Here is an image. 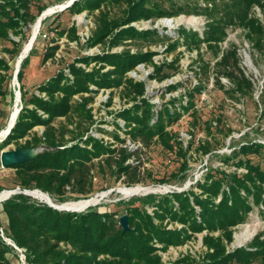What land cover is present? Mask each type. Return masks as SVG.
Listing matches in <instances>:
<instances>
[{
    "label": "trees",
    "instance_id": "16d2710c",
    "mask_svg": "<svg viewBox=\"0 0 264 264\" xmlns=\"http://www.w3.org/2000/svg\"><path fill=\"white\" fill-rule=\"evenodd\" d=\"M192 1H203L206 6L200 9L197 5L192 10L181 7L170 12L161 6L159 0H79L67 9L77 15L98 12L96 29L88 41L91 47L101 44L115 47L130 40L157 42L163 38L157 29L140 31L132 24L172 18L180 14L206 15L209 22L203 37L198 31L180 28L177 38L164 37L173 42L168 45L167 50L174 52L184 46L188 51L200 53L205 44L208 49L216 51L218 58L213 68L209 63H204L200 72L196 71L199 84L187 92V104H184L185 98H175L158 112L155 111V105L145 97L146 83L127 77L129 71L144 63L152 64L155 68L151 79L164 81L171 77L162 72L165 66L172 67L175 62L157 65L153 60L155 52L139 51L133 54L124 51L79 58L68 66L74 77L73 83H70L64 70L39 87V91L45 93L47 99L34 95L27 100V92L23 90L22 99L25 106L11 134L1 144V150L13 141L25 139L36 127L43 126V137L34 136L33 140H27L21 149L37 148L45 138L44 143L54 151L45 150L27 163L10 167L17 169L22 190L39 189L51 197L59 195L61 199L70 192L81 196L76 198V201L87 200L94 196L95 167L98 166L104 171L106 164L112 169L114 163L116 170L112 172L118 179L125 177L126 187H134L144 179L141 171L143 164L139 160L142 148H151L155 143H161L170 152L178 149L177 155L185 161L180 168V174L174 178L184 180L187 177V155L193 142H190V147L186 149L178 133L168 129L181 120L183 112L195 107L196 97L205 90L210 72H214L215 84L223 91L225 86L222 84V78H227L233 83L234 88L225 91L231 98L253 94L254 85L241 69L236 48L222 51L221 43L227 40L229 29L246 30L247 40L264 56V26L260 19L253 15L256 6L264 12V0ZM31 3V0H0V39L13 44L12 49H5V53L10 56H20L22 51L20 42L13 40L11 35L24 36V29L37 22L38 17L31 12ZM115 6L122 8L121 18H111L110 9ZM43 11L45 9L40 13ZM46 21L47 19L43 21V26ZM68 34L71 35L72 41L81 39L76 26H72ZM59 48L57 44L48 48L44 56L45 61L53 59ZM95 62L97 65L106 63L113 69L104 71L105 67H100L86 71L78 67L79 63L90 66ZM26 63L27 59L18 75L20 84ZM11 69L9 63L0 58V71L8 73ZM5 81L6 76H1L2 96H6L3 92ZM92 86L97 90H93ZM180 86L182 84L170 86V91H177ZM22 88L24 89L23 85ZM103 89H118L124 99L133 103L132 107L119 112L116 118L125 122L124 133L131 141L141 145L137 149L114 148L113 145L91 135L86 140L84 135L77 138L76 129H59L53 125L54 121L63 117L69 119L72 124L78 119L76 128L82 130V133H88L90 128H85L84 124L91 126L95 122L92 109L88 106ZM87 94L89 96H86ZM77 95L81 96V101L73 102ZM111 95L108 105L113 101V92ZM178 102L181 103L180 108ZM29 104L35 109H30ZM117 125L121 129L119 124ZM68 132L73 134L74 140L84 142L86 147L78 142L59 149L67 144ZM114 138L120 143H126V139L120 134H115ZM199 150L204 155L214 154L210 142L207 141L201 142ZM262 153L264 144L251 142L241 145L238 150L234 149L231 154H216L225 165H229L239 156H244L245 158L240 157L235 167L237 170L244 168L246 172L241 174L238 171L228 172L220 167H210L204 180L197 182L196 187L201 190L200 194L191 190L133 198L128 202L119 201L116 206L124 208V214L122 213L120 218L125 215L129 217L130 229L127 231L121 227L118 214L108 210L101 211L102 205L90 207L84 213L60 212L19 194L3 203V211L7 213L9 220L7 231L4 229L5 235L12 239L18 248L26 249L29 264H165L159 254L160 250L166 252L170 247L186 245L196 234L205 232L203 246L206 252L199 261L184 257L174 264H264V235L261 233L247 246L234 251L228 250V245L234 241V229L247 223L255 208H264V167L262 164H255L250 158L262 156ZM104 156H107L104 162L96 165L95 160ZM138 160L139 163L135 164L134 161ZM170 182V179H162L158 184L169 185ZM4 190L6 188L0 185V192ZM147 207L154 209L153 214ZM261 212L264 214V209ZM171 223H178L183 227L170 229ZM1 227L0 224V229ZM157 244L161 248L157 247ZM10 254L16 252L4 242L0 231V264H11Z\"/></svg>",
    "mask_w": 264,
    "mask_h": 264
},
{
    "label": "rangeland",
    "instance_id": "374dc122",
    "mask_svg": "<svg viewBox=\"0 0 264 264\" xmlns=\"http://www.w3.org/2000/svg\"><path fill=\"white\" fill-rule=\"evenodd\" d=\"M31 1V12L38 17L37 22L41 15L44 12H47V10L56 8V10L59 11L67 2H70V0ZM159 3L165 10L170 12L181 7L185 10H192L197 5L200 9H203L206 6L203 1L196 2L192 0H159ZM42 9H45V11L41 14L40 11ZM97 15L98 12L89 15L84 12L77 15L73 14L70 10L49 14L46 18L47 21L45 26H43L42 22V26L31 52L25 56L26 58L23 60L24 62L27 59V63L22 70V84H20L18 80V86H15L16 66L25 46L33 37L34 27L37 22L29 24V26L24 29V36L15 37L14 35H11L13 40L20 42L22 45L20 56H10L5 53V49H12L13 44L7 40L0 39V58L5 59L12 68L8 73L0 71V79L1 76H6V81L3 84V92L6 96L0 95V132L7 127L10 116L14 110L16 87L21 93L20 106L22 111L25 106L22 99L23 90L27 92V100H30L34 95L43 96L47 99V95L45 93L42 94L39 91V87L55 77L60 71L64 70L70 79V83H73L74 77L69 72L68 66L79 58L101 55L104 53H121L124 51H130L133 54H137L139 51H142L155 52L156 55L153 60L157 65L175 62L172 67H164L162 74L171 76L164 81L151 79L155 69L152 64H140L127 73L129 79H133L136 82L146 83L147 93L145 97L155 105L156 112L162 110L165 105H169L175 98H185L184 104H187V92L193 90V88L199 84V80L195 74L196 71H199L204 63H209L211 68H213L217 61L218 55L216 51L208 49L205 44L200 53L197 51H188L184 46H180L174 52H169L167 50L168 45L173 42L164 38L165 36L173 39L177 38V31L183 27L188 30L198 31L203 37L209 22L206 15L180 14L172 18H162L154 21H139L132 24V26L140 31L157 29L163 37L157 42L144 40L132 42L130 40L126 41L124 45H116L115 47H110L108 44L91 47L88 45V41L93 36L96 29ZM253 15L259 18L264 26L263 10L256 6L254 7ZM110 16L114 19L121 18L123 16L122 8L118 6L111 7ZM169 20L173 21V26L166 25L165 22ZM72 26H76L78 29V34L81 36L79 41H72L71 35L68 34ZM246 33V30L241 28L229 29L228 38L221 43V48L222 51L229 50L233 47L236 48L240 58L241 69L254 85L253 94L246 96L239 95L238 98H231L225 91L228 92L234 88L233 83L227 78H222V84L225 86V91H223L215 84L213 78L214 72H210L209 81L207 80L206 82L205 80L207 83L205 90L202 94L196 97L195 107L187 112H183L181 120L168 129L174 133H178V137L180 141L184 143L186 149L190 147V142H193V145H191L192 148L188 150L187 155L189 163L187 177L184 180L174 178L175 175L180 174V168L185 161V159L177 155L178 149L175 148L173 152H170V150L165 149L161 143H155L151 148H142L139 160L143 164L141 171L144 179L141 184L132 187L136 188L137 186H142L145 189H151L150 192L139 196L127 197L119 192L120 189L128 187L124 185L125 177L118 179V177L112 172L113 170H116L115 163L113 164L112 169L106 164L103 168L104 171H101L100 168L96 166L93 171L95 175L94 196L90 197V199L97 198L99 203L90 207L102 205L103 207H101V211L106 212L108 210L114 212L118 214L120 218L121 214H124V208L116 206L119 201L128 202L133 198H142L149 195L161 196L175 192H188L191 190L200 194L201 190L196 187L197 182L204 180L205 174L210 167H220L228 172L238 171L241 174L246 172L244 168L237 170L235 167V164L240 157L245 158L244 156H239L238 159H233L229 165H225L217 156H215L216 154H231L234 149L238 150L241 145L246 143L261 142L264 144V56L259 54L253 47V44L247 40ZM44 34H47L48 37L44 38ZM56 44L60 46L56 56L49 61H45L44 56L47 49ZM219 56H221V53ZM23 62L21 63V67ZM78 67L86 71H93L95 68L97 69L100 67H105L104 71L113 69V67L106 63L97 65L96 62L92 63L90 66L79 63ZM176 84H182V86H180L177 91L171 92L170 86ZM22 85L24 89L22 88ZM92 89L97 90L95 86H92ZM111 92H113V101L108 105L109 98L112 96ZM120 92L121 91H118V89H103L96 94L95 101L88 106L92 109L95 122L91 126H89L88 123L84 124L85 128H90L88 133L87 131L82 133V130L76 128V123L79 122L78 119H75V124H72L69 119L67 120L63 117L54 121L53 125L59 129H62L63 127H67L69 130L76 129L75 136L77 138L84 135V140H86L91 135L113 145L114 148L128 147L133 150L137 149L141 145H136L131 141L129 136L124 133V130H126L125 122L116 118L119 112L133 106V103L124 99ZM86 96H89V94ZM76 101H81L80 95H77L73 102ZM177 104L178 108H180L179 106L181 103L178 102ZM29 108L35 109L31 104H29ZM117 124H119L121 129H119ZM44 131L45 127L38 126L33 130L32 134L25 139L19 140L18 142L13 141L6 148L1 150V144L8 138L7 137L3 142H0V160L2 151H11L21 148V146L26 144L27 140H33L34 136L43 137ZM115 134H120L123 139H126V143L116 141L114 138ZM74 139L73 134L68 132L66 135L67 144L59 147V149H64V147L72 146L74 143L78 142L81 146L86 147L84 142ZM44 140L43 143H40L38 148L42 151H54V149L47 147ZM203 141L210 142L211 150H213L214 154L204 155L199 150V146ZM64 142L65 140L62 141V145ZM18 144L20 146H18ZM88 148L91 149L92 147L88 146ZM106 158L107 156L96 159V165L100 162L103 163ZM250 158L255 164H262L264 167V153H262V156H252ZM139 160L134 161L135 164L136 162L139 163ZM18 178L19 175L17 169L2 168V166H0V185L6 188V190L2 192L14 191L17 189H21L23 192L27 191L22 190L21 186H19L20 181ZM162 179H170L171 182L169 185L158 184L159 180ZM103 189L104 191H102ZM19 194L23 193L11 195L8 199L0 201V224L2 225L0 231L4 242L16 252V254L9 255L11 264H23L22 255L25 256L26 264H29L27 261L26 249L18 248L12 239L6 237L4 231V229L7 231L9 220L7 213L3 211V203ZM45 194L49 195L48 193ZM24 195L30 197L35 202L48 205L46 202L31 195ZM49 196L51 197V195ZM78 197L81 196L67 192L62 199L59 195H55L54 197H51V199L54 201L55 206H60L82 201H76L75 199ZM88 209L82 212L56 210L68 213H84ZM147 209L153 214L154 209L152 207H147ZM197 210L199 211L198 207ZM261 211H263L262 207L255 208L250 214L247 223L234 229V241L228 245L229 251L247 246L257 234L261 233L264 235V214ZM246 226H249L251 230H253L254 236L246 243H242L239 241L238 236L243 233ZM182 227L183 226L178 223L169 224L170 229H181ZM205 234L206 232L203 234H196L186 245L170 247L166 252L160 250L159 254L162 256L163 262L165 264H174L184 257H191V259L199 261V258H201L206 252V248L203 246V238ZM157 247L161 248L158 244Z\"/></svg>",
    "mask_w": 264,
    "mask_h": 264
},
{
    "label": "bare ground",
    "instance_id": "6f19581e",
    "mask_svg": "<svg viewBox=\"0 0 264 264\" xmlns=\"http://www.w3.org/2000/svg\"><path fill=\"white\" fill-rule=\"evenodd\" d=\"M67 3H66V5H67ZM65 6H63V7H65ZM55 9L56 8H51V9L47 10L46 14L49 15V14L53 13ZM165 23L168 26H173V21H171V20L166 21ZM39 30H40V27L37 23L34 27L33 36L38 35ZM33 46H34V42H31V41L25 46L24 51H23L24 56H27L31 52V49L33 48ZM21 63L22 62H19V66L21 65ZM18 83L19 82L16 80L15 86H18L19 85ZM16 94L17 95H16V99H15L14 110L10 116L7 127L3 131L0 132V139H3L7 135L8 131L15 125V123L19 117V114L21 111V106H20L21 94H20L19 90L17 89V87H16ZM150 191H151V189H145L142 186H137L134 189H128V190L122 188V190H120V193L127 196V197H131V196H139L142 194H146L147 192H150ZM30 194L33 197H35L41 201H44V202H47L50 204H55L54 201L51 199V197L49 195L43 193L42 191L41 192L40 191L30 192ZM9 196H10L9 192H5V193L1 194L0 195V201L6 200L7 198H9ZM98 203H99V201L97 198H91L88 200H82L80 202H72V203H68V204H64V205H60V206H62L65 209L71 210V211L81 212V211L88 209L90 206L96 205ZM253 236H254L253 230H251V228L249 226H246L243 233H241L238 236V238H239L240 242L246 243L248 240L253 238Z\"/></svg>",
    "mask_w": 264,
    "mask_h": 264
},
{
    "label": "water",
    "instance_id": "95a60500",
    "mask_svg": "<svg viewBox=\"0 0 264 264\" xmlns=\"http://www.w3.org/2000/svg\"><path fill=\"white\" fill-rule=\"evenodd\" d=\"M77 1H79V0H70V2L65 7L61 8V11L67 10L68 8H70ZM46 13L47 12H44L41 15V17L39 18L38 22H37L40 28L42 26V22L48 16V14H46ZM36 39H37V35L32 37L31 42H35ZM25 58L26 57L22 53L21 56H20V59H19V61L17 63V66H16L15 81L16 80L18 81V75H19V72H20L21 65L19 66V62H23V60ZM16 95L17 94L15 93V96ZM15 125H16V123H15ZM15 125L8 131L7 135L3 139H0V142H3L11 134V132H12L13 128L15 127ZM42 152L43 151L40 148H38V147L37 148H30V149L17 148V149L11 150V151L4 150V151L1 152V160H0L1 161V166H2V168H10V167H12L14 165L27 163V162L35 159ZM123 189L128 190V189H134V188L130 187V188H123ZM120 190H122V189H120ZM120 190H119V192H120ZM35 191H40V190H27V191L23 192V191H21V189H17V190H14V191H5V192H9L10 196H11V195L18 194V193L31 195L30 192H35ZM5 192L0 193V195L5 193ZM47 204L50 205L51 207L55 208V209H58V210H68V209L63 208L62 206H55L54 204H50V203H47ZM68 211H71V210H68ZM120 225L125 231L130 229L128 215H125V216L120 218Z\"/></svg>",
    "mask_w": 264,
    "mask_h": 264
},
{
    "label": "built area",
    "instance_id": "2783aa9c",
    "mask_svg": "<svg viewBox=\"0 0 264 264\" xmlns=\"http://www.w3.org/2000/svg\"><path fill=\"white\" fill-rule=\"evenodd\" d=\"M62 8V7H61ZM61 8H60V10L59 11H57L56 9L54 10V12L53 13H57V12H60L61 11ZM48 17V16H47ZM45 20V19H44ZM48 37V35L47 34H44V38H47ZM263 208V207H262ZM264 209V208H263ZM254 239V238H253ZM252 239V240H253ZM244 247V246H243ZM241 248V247H240ZM236 250V249H235ZM234 251V250H233ZM22 263L23 264H26V262H25V256L24 255H22Z\"/></svg>",
    "mask_w": 264,
    "mask_h": 264
}]
</instances>
